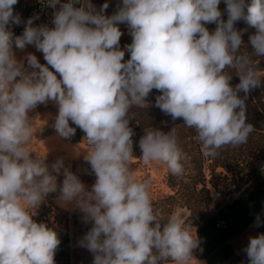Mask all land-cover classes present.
Here are the masks:
<instances>
[{"label": "clouds", "instance_id": "9594fccd", "mask_svg": "<svg viewBox=\"0 0 264 264\" xmlns=\"http://www.w3.org/2000/svg\"><path fill=\"white\" fill-rule=\"evenodd\" d=\"M43 2L54 10L59 5L54 27L33 26L39 17L23 21L14 12L18 0H0V264H55L58 234L33 216L58 191L61 169L58 202L74 204L92 223L79 244L93 254V264H191L200 246L192 224L165 217L154 204L151 179L131 168L130 110L148 107L156 89L162 94L155 106L194 129L205 156L247 143L255 129L245 101L264 80L254 59L264 56V0H224L226 21L221 0H122L111 16L104 14L108 3L97 10L91 0ZM241 20L255 30L252 53L242 51L247 29L235 28ZM22 23L23 33L14 36L11 26ZM212 23L209 31L205 25ZM118 24L132 37L124 50ZM28 45L43 53L46 65L32 53L27 66L17 59L14 48ZM232 70L239 76L235 87ZM49 101L58 107L53 127L60 137L75 134L69 121L85 133L84 160L96 177L91 190L62 159L50 170L44 157L31 156L30 113ZM139 148L143 164L161 163L183 175L187 156L175 127L146 130ZM262 223L257 215L255 226ZM243 251L248 264H264V233L250 236Z\"/></svg>", "mask_w": 264, "mask_h": 264}, {"label": "rangeland", "instance_id": "374dc122", "mask_svg": "<svg viewBox=\"0 0 264 264\" xmlns=\"http://www.w3.org/2000/svg\"><path fill=\"white\" fill-rule=\"evenodd\" d=\"M91 3L97 10L104 3H108L109 7L104 13L107 16H111L113 12L118 10V6H122V0H91ZM224 5V0H221L218 7L221 8ZM211 25L216 27L214 23ZM237 30L244 29L240 28ZM254 32L255 30L243 31L242 40L244 45L242 51L253 52L249 37ZM122 33L120 39L121 49L125 40L131 37L129 32ZM14 52L18 60H24L26 66L27 61L25 57L28 53L36 55L40 63L46 65L43 53L37 51L34 45H28L23 50L14 48ZM254 59L256 60L258 69L264 72V56L254 57ZM50 70L52 69L50 68ZM231 75L233 79L237 80L236 83L231 84L235 87L239 83V76L235 74V70L231 71ZM239 95L243 97L244 93L241 92ZM248 95H251L257 102L264 101V80H262L260 87L251 90ZM57 114L58 107L52 101H49L47 104L37 105L30 113L34 128V135L29 144L32 152L31 156L33 158L37 156L44 157L45 163L49 165L50 170L51 165L57 159H62L64 166L76 174L86 188L91 190L96 177L91 171L90 164L84 160L88 145L84 143H72L60 137L53 127ZM184 130L186 133L184 138L180 139L177 135L180 147L187 156L185 171L182 176L172 175L169 180L170 172L166 165L157 162L145 165L137 157H134L131 168L136 172L138 178L151 179L150 191L153 201L170 194L177 197L179 196V192H190L194 187L198 190L202 189L199 193L193 194L192 199L187 204L188 206L181 201L174 202L170 205L172 207L171 215H176L182 220L186 216H189L187 223L190 221L199 223L204 216L215 214L220 206L233 199V197H237L248 191L251 185V179L260 171L262 163L261 131L255 129L245 144L236 147L230 145L225 146L219 150V154L216 157L205 156L202 151V156L198 158L195 150L197 146H200L202 150L201 144L200 142L198 144L190 128L185 127ZM53 174L55 175V173ZM63 179V169H61V173L57 176L58 191L49 193L35 212L37 216L40 215L41 220L50 218V222H52L54 219L53 216L57 215V219L61 221L65 219L68 222V233L70 236L68 263L84 264L93 254L86 248L80 246L79 241L85 233L71 223V215L79 209L74 204L64 206L58 202L59 188L62 186ZM170 183L174 185V190L170 186ZM175 189H178V192H175ZM50 207L51 209H48ZM56 207L60 210H56ZM81 214L83 216L82 212ZM53 224L59 229V224L56 221ZM192 226V231L195 232L196 225L194 224ZM60 231L63 233L62 230ZM194 258L191 264H205L200 257L195 256Z\"/></svg>", "mask_w": 264, "mask_h": 264}, {"label": "trees", "instance_id": "16d2710c", "mask_svg": "<svg viewBox=\"0 0 264 264\" xmlns=\"http://www.w3.org/2000/svg\"><path fill=\"white\" fill-rule=\"evenodd\" d=\"M223 20H227V14L222 15ZM209 31H214L215 27L212 26L211 24L205 25ZM236 29H247V31H254V29L249 28L248 25L243 21H237L235 24ZM132 42V37H128L125 40V43H123L122 50L125 49V46L130 44ZM130 58V53H128L125 50V61ZM237 80L231 79L230 84L236 83ZM158 90L153 89L152 92L149 94V97H147V103L148 107L145 108H139V107H133L130 110V122H129V127L133 129L134 135L132 137L133 140V155L134 157L140 158L142 156V151L139 148V140L145 135L146 130L149 129H155V130H160L164 133H168L171 131L173 127L176 128L177 130V135L180 137V139L185 137V130L184 128L186 127L183 123V119L179 118L175 121L172 120L170 115H167L163 113L158 107L155 106V98L157 95H160ZM246 103V117H247V122L251 123L254 127V129L262 131L264 130V101L257 102L256 99H254L251 95L247 96V100L245 101ZM191 129V128H190ZM192 135L196 138L197 134L194 129H191ZM197 139V138H196ZM198 142V140H197ZM199 144V142H198ZM196 155H198V158L202 156V150L200 149V146L196 147ZM197 158V157H196ZM224 165V163H222ZM225 166V165H224ZM172 174L169 173V180L171 178ZM198 180V179H197ZM170 186L173 189V184L170 183ZM174 190V189H173ZM202 190V189H201ZM200 189L198 190L196 187L190 192L186 191H181L179 192V196H174L173 194L167 195L162 198H158L154 200V204L157 208L161 210L163 215L167 217L168 215H171L172 213V207L170 205L174 202L181 201L183 202L186 206H188V202L192 199L193 194H197L201 191ZM178 192V189H175V192ZM53 207V206H51ZM48 208V209H51ZM46 208V207H45ZM47 209V208H46ZM56 210H60L59 208L56 207ZM61 212V211H60ZM40 216V215H39ZM37 215L33 216V219L40 223L43 222L45 223L48 227L53 228L57 234L58 238L60 239V244L58 246V249L55 253V264H69L68 263V258H69V244H70V236L68 233V222L64 220H59L56 217L57 215L53 216V221L50 222V218L46 220H41ZM212 215H206L203 217V219L200 221L202 222L203 220L207 219ZM82 214L80 210H76L72 215V225L75 227H78L81 229L85 234L91 229L93 226L91 222L85 223L82 219ZM65 218V217H64ZM189 216H186L183 221L188 222ZM56 221L59 224V229L53 224V222ZM199 222V223H200ZM192 225H198L199 223L196 221H190ZM62 230L63 233L60 231ZM194 256L198 257H203V254L200 250V246L194 250L193 252ZM93 259L94 256H92L88 261H86L84 264H93Z\"/></svg>", "mask_w": 264, "mask_h": 264}, {"label": "crops", "instance_id": "0c3cea01", "mask_svg": "<svg viewBox=\"0 0 264 264\" xmlns=\"http://www.w3.org/2000/svg\"><path fill=\"white\" fill-rule=\"evenodd\" d=\"M31 3L32 0H18L14 12L26 10ZM261 152L264 162V130L261 131ZM257 215L264 221V169L253 176L247 192L227 201L196 226L203 254L200 259L205 264H248L243 251L248 238L264 233V223L255 226Z\"/></svg>", "mask_w": 264, "mask_h": 264}, {"label": "built area", "instance_id": "2783aa9c", "mask_svg": "<svg viewBox=\"0 0 264 264\" xmlns=\"http://www.w3.org/2000/svg\"><path fill=\"white\" fill-rule=\"evenodd\" d=\"M62 3L67 2V0H61ZM250 2V0H246V3ZM79 6V5H77ZM59 5H57V9L58 10ZM222 15L227 14L226 12V4L224 5V7L219 8ZM53 8L49 7L46 5V3L43 2V0H32V3L29 5V7L24 10V11H20L18 12L22 18L23 21H27V19L29 17L32 16H38V19H35L33 21V26H40V25H47L48 27H54V25L52 24V20H53V12L55 11ZM115 12H113L111 15H113ZM118 27L120 28L121 32H129L128 26L126 24H118ZM24 30V24H20V25H13V33L14 36H18L21 35L23 33ZM69 125L70 127H73L76 129L75 134L70 137L67 138V140L69 142L72 143H84L86 144L85 141V133L78 128L75 124H73L71 121H69ZM260 169H264V162L261 163V167ZM236 197H233V199ZM220 225H223V222L220 223Z\"/></svg>", "mask_w": 264, "mask_h": 264}]
</instances>
